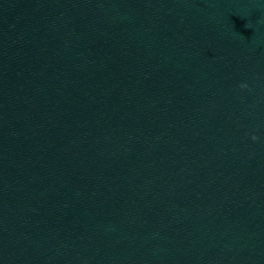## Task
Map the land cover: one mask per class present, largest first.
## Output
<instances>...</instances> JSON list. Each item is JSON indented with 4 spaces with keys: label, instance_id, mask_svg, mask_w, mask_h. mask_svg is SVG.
<instances>
[{
    "label": "water",
    "instance_id": "water-1",
    "mask_svg": "<svg viewBox=\"0 0 264 264\" xmlns=\"http://www.w3.org/2000/svg\"><path fill=\"white\" fill-rule=\"evenodd\" d=\"M102 112L111 264H264V0H104Z\"/></svg>",
    "mask_w": 264,
    "mask_h": 264
},
{
    "label": "clouds",
    "instance_id": "clouds-1",
    "mask_svg": "<svg viewBox=\"0 0 264 264\" xmlns=\"http://www.w3.org/2000/svg\"><path fill=\"white\" fill-rule=\"evenodd\" d=\"M239 87H240L241 89H247L249 86H248L246 83H242V84L239 85ZM252 139L255 141V140L258 139V137H256L255 135H253V136H252Z\"/></svg>",
    "mask_w": 264,
    "mask_h": 264
}]
</instances>
